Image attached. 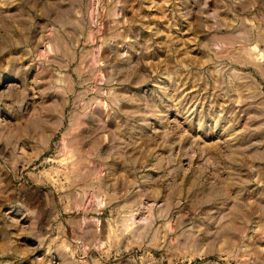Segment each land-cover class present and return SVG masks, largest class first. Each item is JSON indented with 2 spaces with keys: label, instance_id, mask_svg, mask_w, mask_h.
Returning a JSON list of instances; mask_svg holds the SVG:
<instances>
[{
  "label": "rangeland",
  "instance_id": "rangeland-1",
  "mask_svg": "<svg viewBox=\"0 0 264 264\" xmlns=\"http://www.w3.org/2000/svg\"><path fill=\"white\" fill-rule=\"evenodd\" d=\"M0 264H264V0H0Z\"/></svg>",
  "mask_w": 264,
  "mask_h": 264
}]
</instances>
